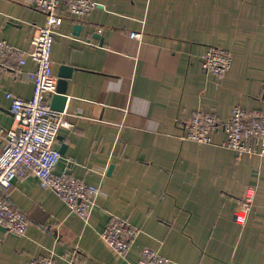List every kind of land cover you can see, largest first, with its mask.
I'll return each instance as SVG.
<instances>
[{
    "label": "crops",
    "instance_id": "crops-1",
    "mask_svg": "<svg viewBox=\"0 0 264 264\" xmlns=\"http://www.w3.org/2000/svg\"><path fill=\"white\" fill-rule=\"evenodd\" d=\"M95 1L83 17L64 19L52 65L58 79L69 74L65 108L83 114L59 130L56 170L102 192L86 220L35 176L17 177L8 198L30 224L22 236L0 224V264H28L48 251L64 264L73 247L80 264H138L145 247L167 264H264V158L237 154L223 130L214 143L185 137L199 108L221 118L235 104L264 113V0ZM45 20L37 0H0V38L20 49ZM209 45L233 56L222 78L202 68ZM34 68L28 59L23 69ZM25 74L8 71L0 81V127L16 121L8 92L33 95ZM250 186L257 195L242 225L235 215ZM113 216L141 230L125 257L102 237Z\"/></svg>",
    "mask_w": 264,
    "mask_h": 264
},
{
    "label": "built area",
    "instance_id": "built-area-1",
    "mask_svg": "<svg viewBox=\"0 0 264 264\" xmlns=\"http://www.w3.org/2000/svg\"><path fill=\"white\" fill-rule=\"evenodd\" d=\"M97 5L95 0H37L46 20L35 31L30 48L20 49L0 38V81L8 71H15L21 76L26 73L34 83L31 98L7 93L16 121L11 128L0 127V140L6 141V146L0 151V224L8 234L25 235L30 224L28 214L8 198L17 177L35 176L43 188L56 192L67 202L71 212L86 220L102 192L96 184L56 170L63 157L57 146L59 130L68 116L83 117V114L51 106L58 79L52 65L55 35L66 17L81 18ZM141 34L140 31L131 32L135 38H140ZM28 59L35 63V68L24 72ZM232 62L231 52L219 45H209L201 54L203 70L218 78L230 71ZM179 120L180 117L177 122ZM217 130L226 132L228 138L224 145L237 154L256 153L264 158V113L235 104L230 115L221 118L215 111L199 108L185 125V137L199 143H214ZM256 195L257 187L250 186L239 202L235 218L240 224H247ZM140 231L129 220L113 216L103 229L102 237L118 256L125 257ZM77 253L78 248L73 247L64 264H80L74 256ZM169 261L158 249L145 247L138 264H167ZM28 264H57L56 256L48 251L31 257Z\"/></svg>",
    "mask_w": 264,
    "mask_h": 264
},
{
    "label": "water",
    "instance_id": "water-1",
    "mask_svg": "<svg viewBox=\"0 0 264 264\" xmlns=\"http://www.w3.org/2000/svg\"><path fill=\"white\" fill-rule=\"evenodd\" d=\"M76 27L77 29H79L80 25H77ZM68 75L69 74H63L58 79L56 90H55V93H53L52 100H51V106L54 109L64 110L67 105V102H68L67 81H66L67 79H64V78ZM112 168H113V165L110 166L109 171H111Z\"/></svg>",
    "mask_w": 264,
    "mask_h": 264
}]
</instances>
